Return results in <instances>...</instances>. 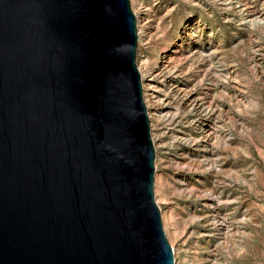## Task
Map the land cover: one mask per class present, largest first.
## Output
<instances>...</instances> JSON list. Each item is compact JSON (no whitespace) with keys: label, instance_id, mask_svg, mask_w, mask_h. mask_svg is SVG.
<instances>
[{"label":"water","instance_id":"95a60500","mask_svg":"<svg viewBox=\"0 0 264 264\" xmlns=\"http://www.w3.org/2000/svg\"><path fill=\"white\" fill-rule=\"evenodd\" d=\"M130 0H0V264H176Z\"/></svg>","mask_w":264,"mask_h":264},{"label":"rangeland","instance_id":"374dc122","mask_svg":"<svg viewBox=\"0 0 264 264\" xmlns=\"http://www.w3.org/2000/svg\"><path fill=\"white\" fill-rule=\"evenodd\" d=\"M130 2L176 264H264V0Z\"/></svg>","mask_w":264,"mask_h":264},{"label":"bare ground","instance_id":"6f19581e","mask_svg":"<svg viewBox=\"0 0 264 264\" xmlns=\"http://www.w3.org/2000/svg\"><path fill=\"white\" fill-rule=\"evenodd\" d=\"M144 89H145V91H146V93L144 94L145 95V97H146V95H147V93H148V89H147V87H146V85L144 84ZM149 94V93H148ZM152 95V94H151ZM146 100H147V97H146ZM147 103H148V106H149V102H148V100H147ZM208 134L210 135V134H212V131H209L208 132ZM156 172V171H155ZM154 191H155V184H154ZM156 197V196H155ZM161 213H162V211H161ZM165 219V217H164V214H162V220H164ZM220 224L222 225V224H225V222H224V220L223 219H220ZM163 225H164V223H163ZM165 228V227H164ZM166 231V230H165ZM167 233V232H166ZM168 235V234H167ZM175 263H176V260H175Z\"/></svg>","mask_w":264,"mask_h":264}]
</instances>
